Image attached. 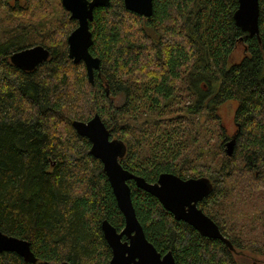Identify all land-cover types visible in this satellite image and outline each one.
I'll return each mask as SVG.
<instances>
[{
	"label": "trees",
	"instance_id": "trees-1",
	"mask_svg": "<svg viewBox=\"0 0 264 264\" xmlns=\"http://www.w3.org/2000/svg\"><path fill=\"white\" fill-rule=\"evenodd\" d=\"M237 6L153 0L148 17L123 0L94 8L89 52L100 72L91 84L83 62L68 56L77 21L61 0H0V231L27 240L37 258L2 251L0 264L109 263L101 221L120 230L124 216L102 162L71 124L95 113L123 142V168L149 182L169 172L211 183L198 207L232 248L127 181L158 252L170 251L175 264H243L234 250L264 255V0L258 37L236 26ZM34 45L49 58L29 71L10 62L12 52ZM228 100L236 102L232 135L219 112Z\"/></svg>",
	"mask_w": 264,
	"mask_h": 264
},
{
	"label": "water",
	"instance_id": "water-1",
	"mask_svg": "<svg viewBox=\"0 0 264 264\" xmlns=\"http://www.w3.org/2000/svg\"><path fill=\"white\" fill-rule=\"evenodd\" d=\"M123 2L129 11L147 17L152 13L153 0H123ZM61 4L70 13V17L77 21V26L67 36L68 56L74 63L83 62L87 78L93 84L95 71L100 72V59L89 52L93 42L89 22L93 18L94 8L107 6L109 0H61ZM258 17V0H238V6L233 12L236 26L258 37ZM49 55L47 48L34 45L12 52L9 60L14 66L29 71L47 60ZM71 124L77 134L89 140L91 155L102 162L117 206L124 216V226L120 230H117L107 219L101 221L103 237L111 249L108 264H175L170 251L161 254L147 240L135 214L127 182L129 180H133L138 188L156 197L174 219L182 220L200 235L224 241L232 248L218 225L198 207V202L212 189L206 177L183 179L173 173L162 172L156 181H146L142 176L122 167L119 159L125 152V146L121 140L110 138L109 130L98 113L86 121L75 119ZM234 141L232 136L224 144L228 156L233 152ZM2 251L15 252L28 263L37 261L27 240L0 231V252Z\"/></svg>",
	"mask_w": 264,
	"mask_h": 264
},
{
	"label": "rangeland",
	"instance_id": "rangeland-1",
	"mask_svg": "<svg viewBox=\"0 0 264 264\" xmlns=\"http://www.w3.org/2000/svg\"><path fill=\"white\" fill-rule=\"evenodd\" d=\"M242 46L239 45L238 48L233 53V58L238 60L242 55ZM236 102L233 100H228L223 102L219 107V112L223 119L224 125L226 127V132L228 135H232L234 132V108ZM236 253L237 259L241 261L243 264H252L251 262H255L256 264H264V255H253L246 252H239L234 250Z\"/></svg>",
	"mask_w": 264,
	"mask_h": 264
},
{
	"label": "flooded vegetation",
	"instance_id": "flooded-vegetation-1",
	"mask_svg": "<svg viewBox=\"0 0 264 264\" xmlns=\"http://www.w3.org/2000/svg\"><path fill=\"white\" fill-rule=\"evenodd\" d=\"M228 138H229V136H228Z\"/></svg>",
	"mask_w": 264,
	"mask_h": 264
}]
</instances>
